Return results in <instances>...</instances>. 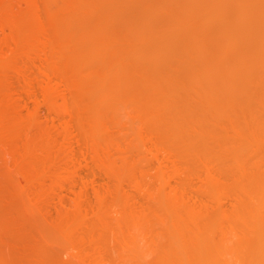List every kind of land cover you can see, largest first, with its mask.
Instances as JSON below:
<instances>
[{
  "label": "bare ground",
  "instance_id": "1",
  "mask_svg": "<svg viewBox=\"0 0 264 264\" xmlns=\"http://www.w3.org/2000/svg\"><path fill=\"white\" fill-rule=\"evenodd\" d=\"M1 1H3V0H0V2ZM48 1H51V0H47V3H48ZM53 1L54 0H52V3L58 4L56 1H54V2ZM84 1H86V0H65V6L62 9L57 8V10H59L60 13H62V15H63V12L65 13L68 10L72 11L73 14L71 13V16H74V24L77 22H79V24H80V21H79L80 16H81L80 13H83L85 8H86L85 9V11H86L87 9H89L88 7H91L90 5H88V3H86L87 1L86 2H84ZM103 1H104L103 4H106V5L105 6L103 5L104 6V7H102L103 10L101 9L102 11H105L104 8H106V6L108 7V5L114 6L113 2H110V0H107V1L103 0ZM111 1H113V0H111ZM121 1H126L125 4L129 3V5H131V7L133 5H135V3L136 4L139 3V4H137L138 6L141 4L139 7H137V5H135V6H136V10H137V8L141 7L139 10H141V12H143V11L145 12L144 13L145 15L143 14V16H145V17H143L142 14L139 13V14H141L142 19H144V21H145V23L142 21L144 23V25L145 24L147 25L150 22L151 23L154 22L153 20H156V17H158L155 15H157V13L160 14L159 12H161V11L163 13V11H165L164 9L168 10V8H169L168 5L170 4L169 3L168 5H166V6H168V8L166 6H164V4H163V6H161L162 3L168 1V0H164V1L162 0V2L159 1L160 4L157 3L160 5L159 7H156V4L154 5L152 3L154 5V7H153L151 4H149L151 6H149V5L147 6V3H145L146 5L144 3L142 4L141 1H139V0H120V2H118V3L116 1V6H119ZM145 1H147V0H145ZM170 1H168V2H170ZM176 1L177 0H175V2ZM184 1H186V2H184ZM184 1L182 3H180V6L179 5L175 6L174 10L170 9L171 12L175 11V13H173V14L171 13L172 16H171V14H170V16L169 15L166 16V14H165V16H166L165 19L162 18L161 16L159 18H162L163 20L158 18L162 22L164 20H166L167 17H169L170 19L165 21V22L168 21L166 25H164L165 24L164 22H163L164 26L161 24L163 27H166V28H164L165 30L163 28L161 29V30H164L162 32L165 33V37L164 36L163 37L166 41L161 40L162 43L161 42L160 43L161 44L165 43V44L161 45L159 48L156 46L153 47L156 50L155 49L151 50L149 48L150 49L149 52L152 53L153 55L150 54L148 51H147L148 54H147V52H143L144 51L143 48L146 49L145 47L142 46L144 43L143 41H145V43L147 41V39L146 38L144 39V37H143L144 34H142V32H144V30L142 32L138 31L139 33L142 34V37L137 34L138 36H140V37L137 36V38H136L135 44H137V45L132 43L133 39H135L133 37V35H136V34H133L134 33L133 30H135L133 27H135V26L133 25V27H132L133 23L131 24V22H130L132 20L129 21L130 18L131 19H132V17L134 18V16L130 15V12H129L130 18L127 17L128 19H126V17L123 16L124 19L129 21L127 23L125 22L127 24L126 25V24H124V19L122 18L121 13L116 14L117 11H115V13H114L113 11H111V8H110L109 10L113 13H111V12L103 13V14H106L104 17L105 18L107 17V20L103 17L104 18V19H102L103 22L100 21L99 24L97 23L98 25L95 24L97 21L96 22L94 21L95 22V23H93L95 25L93 28L94 31L91 30L90 32L87 31L85 33L80 32V35L78 36L80 38V40L81 41H84V40L91 41L92 45H91V47H88V49L86 51V55L84 56V58H74V60H71V66H72V63H73V66L75 63V66L71 67V69L72 68L74 69L75 76H73L74 77L73 80H72V78L69 81L67 80L68 81L67 86L69 87V89L71 91L73 90L72 92L75 93V94L73 93L74 98H72L73 96H71V98L76 100L75 101V103H77L76 105H79L76 107L77 110H79L78 107H80V104L82 102H84V104H86V102H87V105H88L87 106L88 108L86 107V110L84 109L86 111V113H88V115L78 116L79 118L82 117L83 118L82 120H85V118H87L88 120L86 119L87 121L85 120L86 122H84V121H80L81 118L80 119L77 118V120L79 119V122L81 125L80 128H82L81 131H82L83 137L86 140L88 146L91 147L90 151H92L91 152L92 154H90V153H88V149H87V154H85V155H87L86 158H89V156L93 155V157L91 156V158H89V160L93 158V163L98 164V166H100L112 178L111 180L121 183V179L123 180V178L128 177L133 173L132 170H134V172L136 173L137 171H135V169L136 168L138 169V167H135V168L132 167L131 163L133 161L130 160V158H129V160L132 162H130L129 160H128L129 161L128 162L127 159H125L123 157L125 159L126 163L122 164L123 165L122 167H124L122 169L121 166L120 167H118L119 165L117 166V164H116L117 162H115V160H113L114 158L112 159L114 162L111 159H108L111 156H113V155H109L111 153H108V155L110 156L108 158H107L108 155H106V157L101 155V154L104 155L105 152H103V151H104L105 147L107 146L103 142L106 143V140H108L107 137H109L108 135L111 134V133H109V130L107 127L108 125L106 124L107 123L106 121H108L107 119H110V117H111L114 121L117 122V125H119L120 128H123L124 130L130 129V131L132 129L129 126H132L133 122L135 124L136 123L135 121H137V120L139 121V123L141 121V124L146 123V124L154 125L155 127H158L159 129L162 128L164 132H166V131L168 132V133L164 134L163 136H165V135L168 136L171 143L174 145L173 147L176 149L177 148L180 149V146L182 148H189V149L193 148L194 151L197 148L198 149L202 148L200 150V152H199V150L197 152V153H199L200 158H202V159L205 158L207 160L210 159L212 162L214 161L216 164L218 163L217 169L220 172L221 176H224V174L227 172L226 169L230 170L228 172H231V174H232V172H234L235 173L234 175H231V174L229 175V173H227V174H225L226 176H224V177H228V175H229V178L231 176L233 178L232 188L228 192L230 194L229 197L232 194L235 201H237V204H236L235 208L233 209V211H230V213L225 212L226 214L224 213L225 210L223 211V209H222L223 212L219 211L218 208L215 206L217 208V211L214 210L215 211L214 212L212 210L213 211L211 214L212 216L210 215L211 216L210 217L208 215V217L207 216L205 217V216H203V215H205V212L203 213V211H202V214H203L202 215L200 211H197L195 209L197 207L194 208V206H191L192 204L185 201V197H184L185 195L184 196L182 195L183 191L181 193L180 192L181 189L179 191H177L178 189L174 190V188H171V189H173V192H172L169 188L170 193L168 192L167 194H163L164 191H163V193H161L162 191H158L159 193L155 192V194L153 193L154 194V195H152L153 199H155V201H157V202L159 201L160 203H162L160 205V206H163L161 209L164 208L165 211H168L174 215V216H170L171 214L169 215V213H166L170 216V218L173 217V219H174V220H171V225L170 224L168 225V223H170V222H168L170 219L165 222V220H166L165 217H164L165 220H162L163 217H162V219L159 217L163 222H165V224L167 226H165V229H164V230H166V233L164 235V232H163L164 236H163L162 240L158 243V246L157 245L154 246L155 243L154 244L150 243L151 240H149L147 238V235H148L147 233L150 232V235H151V228H149V226H150L149 222L147 223V221H145L146 219L148 220V217L146 219H144L145 213L142 217L140 215L141 213L138 214L139 212L136 213V211H133V210L132 211L135 213H133L134 215L131 214V216H129L130 214L128 216L127 215L124 216V212H123V214L121 215V217L123 216V218H119L116 221L117 222L116 227L118 228V231H119V232L117 231V233H116L114 226H111L114 224H111L112 222L109 223L108 220L106 221V218L109 216V214L106 212L105 214H107L108 216L104 214L105 216H107V217H104V215L101 214V211H103V209L102 210L100 209L101 211L99 210L98 213L101 214V218H100L101 220H100V223H98V225L101 224L102 225V226L100 225L101 227H105L102 229H104V231H105L104 233H106V232L108 233V234L106 233L107 236L113 235L111 239L116 241L119 249H121V250H117V252H116L117 255L119 254L120 257H122L119 259H121V260L124 259L123 262L127 261L126 263H129V264H264V168H263V166L260 167L261 166L260 162H258V161L256 162V160H259V161L261 160L258 158L256 159V156H257L256 152H259L258 150L261 151V149L263 151V148H261V147H264V0H208V1L206 0L205 2H203L201 0L202 7L204 5V7L207 8V6H205V4L208 3L209 8L210 7L212 8V6H213V9L215 8V10L212 12L210 11L211 9L209 10V8H207V10H206V8H204V10H203L204 13H202L203 11L202 12L199 11L201 6L200 7L197 6L198 9L195 7V5H197L195 0H194L195 2L192 0V3H191V1H190V3L189 2L187 3V0H184ZM92 2H94V1H92ZM114 2H115V0H114ZM150 2L151 1L148 0V3H150ZM61 3H62V1H61ZM84 3L87 4V7H85ZM108 3H112V4H108ZM154 3H155V1H154ZM174 3H171V4H174ZM194 3H196V4H194ZM9 4L7 3V5L10 7ZM31 4L33 6L32 1H31ZM97 4L98 3H96V5ZM100 4H102V3H100ZM100 4H98V5H100ZM121 4H123V3H121ZM178 4H179V2H178ZM49 5H50V3H48V6ZM142 5L145 6V10L143 9ZM54 6L50 5V7H49L51 9V16L54 15V13H56V12H53V11H56V8ZM57 6H59V4L56 5V7ZM92 6H95V5H92ZM125 6L120 5V7H123V8ZM79 7L81 8L80 10H79ZM95 7H97V6H95ZM202 7H201V9H202ZM231 7H234V11L236 8L237 13L235 14V12L233 11L235 16H231V15H233V13L230 14ZM35 8H36V6L34 8L32 7V11L29 12V14H26L24 16L23 15L22 16H16L17 14L14 16V15H10L11 14L10 9L6 5H4V1H3V5H0V15H2L1 13L5 14V16L2 15V17L4 19H2L1 21H3V23L9 24L11 26L10 27L11 30L13 29V32L15 31L14 33L12 32V34H10L11 36H8V37L6 36L8 39L12 40L11 42H15V43L17 42L18 44H27V45L32 44V46H33V43H32L33 41H34V44H35V41H36V43L37 42L41 43V41H39L40 38L37 39V35H38V37L40 36V33H39L40 30H38V29H40L43 26V23L42 24L39 23L41 26L38 24V21H37L38 17L35 18L36 17L35 12L37 11V10H34ZM116 8H118V7H116ZM129 8H130V6H129ZM132 8L135 9V7H132ZM107 9H106V11H107ZM124 9H123V12H125V13H128L127 11L130 10V9L129 10L126 9L127 10L126 11ZM175 9H177V11ZM81 10H83V11H81ZM99 10H100V8H99ZM136 10H134V11H136ZM102 11H98V12L102 13ZM200 12H201V14H199ZM109 13H111V15ZM125 13H123V14L125 15ZM165 13H166V11H165ZM65 14H67V12ZM68 14H70V13H68ZM107 14H108V16H107ZM131 14H133V12ZM139 14H137V15H139ZM167 14H168V12H167ZM37 15H39V14H37ZM95 15L97 16V14H95ZM99 15L100 14H98V19H99ZM116 15H118V17H119V15L121 16V19H123V24H124V27L122 26L123 28H121L123 30L116 31V32H118V34L117 33L114 34V31L112 32L113 27L111 28V32H110V28H109V30H107L110 22L114 21V23H117V22H115V19H116V21L119 20L117 17H115ZM129 15H127V16H129ZM198 15L201 16L200 17L201 22H198L200 26L202 25L201 27L196 24V21H198V19H197ZM78 16H79V19H78ZM84 16H86V15H84ZM114 17H115V19H114ZM54 18L55 17L50 18V19H54ZM68 18H69V20L65 19V21H64V23L66 25L68 24V27L66 26L67 28H65L63 26L65 28V30H62V32H60V36L62 39H66V38L70 37L69 33L71 32V28L74 25V24H72V26L69 25L72 20L70 19V15ZM139 18H140V16H139ZM195 18L197 19L196 21L194 20ZM215 19H217V21H219V19H221L222 23L224 21H226V22H224V23L228 24V25L225 24L226 27L229 26V24H231V23L233 24V26H235L234 27L235 30H234V28L232 30L228 29L232 33V34L229 33V36H230L229 41L226 42V39L228 40V36H227V38L225 37L226 38L225 40L222 38L226 42V45L223 46L222 48L221 47L218 48V46H217V48H214L213 47V43H214L213 38L210 35L205 36L202 32L205 30L208 23H210V21L215 20ZM40 20H41V18H40ZM81 20H83V19H81ZM86 20H88V19H86ZM95 20H96V17H95ZM193 20H194L195 24L193 23ZM50 21H53V20H50ZM53 23H54V21H53ZM118 23H120V22L118 21ZM138 23H141V22H138ZM157 23H159V22H156L155 25ZM217 23H220V22H217ZM217 23H215V24H217ZM55 24H56V22H55ZM193 24L197 28H194ZM213 24H214V21H213ZM58 25H56V26H58ZM141 25H143V24H141ZM158 25H160V24H158ZM211 25H212V23H211ZM59 26L61 28V25H59ZM76 26H78V25H76ZM76 26L74 27L75 29H76ZM84 26H85V24H84ZM117 26H119V25H117ZM136 26H139V24ZM223 26H224V24H223ZM43 27H45V26H43ZM46 27H47V25H46ZM143 27L145 28L146 26H143ZM147 27H148V25H147ZM219 27H220V25H219ZM74 28H73V30H74ZM52 29H53V27H52ZM85 29H88V27ZM138 29H140V28H138ZM155 29H156V27H155ZM207 29L210 31V29H212V28L209 27ZM216 29H214V30H216ZM226 29H224V27L222 29L220 28V30L216 31V34L221 35L223 37V34L226 35L229 32L228 31L227 33H225ZM37 30H38V32H37ZM67 30H68V32H67ZM76 30L78 32V29H76ZM82 30H83V28H82ZM233 30H234V32H232ZM53 31H54V29H53ZM146 31H145V33H146ZM209 31L207 34H209ZM56 32L58 33V30ZM210 33H212V32H210ZM213 33H215V32H213ZM43 35L46 36V34H43ZM178 35H180V36L182 35L180 37V39H179ZM211 35H213V34H211ZM157 36H155V37H157ZM132 37H133V39H132ZM145 37H147V36H145ZM150 37H151V35H150ZM177 37H178L179 42L184 41V44H185V42L187 43L186 46H188V48H186V46H184L185 49H188L187 52H185V50H183L184 44H182L179 47L180 49L175 48L176 46L174 45V42L176 43ZM129 38L132 40L131 43L136 46L134 48L132 47L134 49V50L132 49L134 52L132 53V51H130L131 52L130 54L128 51L129 50L128 48L130 47L129 46L130 41H127V40L123 41V42L127 41V43L129 42L128 48L123 49V50L127 51L126 53L122 50V48H120L122 50L121 51L118 47L120 43H121V45L123 44L122 42H120V39H121V41L123 39L130 40ZM8 39L6 41H8ZM46 40H48V38ZM58 40H59V37H58ZM149 40H152V39H149ZM49 41H47V42H49ZM51 41H50V43H51ZM179 42H178V44H179ZM18 44H17V46L19 48ZM70 44H72V43H70ZM87 44H89V43H87ZM87 44H86V46H87ZM132 44H131V46H132ZM178 44H177V47H178ZM152 45H153V43H152ZM219 45H221V44L219 43ZM69 46H63V49H65L66 54H67V51L70 52L71 50H73L72 46H70L72 49ZM73 46H74V44H73ZM77 46H79V45H77ZM83 46H82V48H83ZM157 46H158V44H157ZM172 46H174V47L172 49H170ZM237 46H241V47L239 48V50L237 52H235V54L227 55V52H229V51H232V53H234L233 51L237 50V48H238ZM36 47H37V45H36ZM233 47H235V50L231 49ZM66 48L71 49V50H67ZM175 49H176V51L178 49H179L178 51L183 50L182 53H184V52L187 53L188 56H190V58H192L191 60H193V63L189 62L192 65L190 66L188 64L190 67L187 66L188 67L187 69L189 71L186 70V67H185L184 71H186V74L188 72V74L186 75V78L184 77L185 79L182 80L183 78L180 79L181 76H179L180 78L177 77L179 75L178 69L180 68V71H181V67H184V66L179 65V68H178L177 66H178L179 62H177V66L176 65L172 66V67H174L173 68L174 70L177 68L178 69L175 71L174 76L172 74L171 76H173V77H168L167 80H164L165 79L164 77H162V79L164 78L163 80L161 78H159L162 81L161 80L159 81L158 79L155 80L154 78L157 76L156 74H154L155 75L154 77H153V75H151V78L153 77L152 79H154V80H152L150 78L151 73L149 75H147L148 73H145L142 70L143 75L140 72V74H141L140 76L143 77L144 74H146V75L142 79L140 77V79L142 81L140 79H138V80H140L139 82H142L141 85L144 83V81H145V83H148V85L146 84L147 87H145L146 86V85L144 86L145 83L143 84V86H144L143 89L146 88L145 91L139 90L140 85L138 86V89L136 90V86L138 83H137L136 78H135L136 81L133 80L135 82L132 81L131 77H134V76H132L133 72L131 70H130L131 72H129V69L131 68V66H129V65H131V64H129V65H127V63L125 64V61H126V58H124L125 55L128 53L127 54L128 56L127 55L126 56L127 57H129V55L131 56V57H129V60H128L129 62L131 61V63L135 62L134 60L138 61L139 59H144V57H145V59L143 60V62H144L147 60L146 57L147 58L150 57L152 59L153 57H156V56L159 57L160 55H163L166 58V55H165L166 52H170L171 50L174 51ZM227 49H231V50L227 51ZM76 51H78V49ZM172 51H171V54L176 55V54H173ZM225 51H227V52H225ZM60 53H61V51H60ZM62 53H61V55H62ZM229 53H231V52H229ZM146 54L149 56H146ZM171 54H169V55H171ZM70 55L72 56V53H70ZM74 55H75V53H74ZM167 55H168V53H167ZM163 56L161 58L162 60H163ZM181 57L179 56V60L182 59ZM131 58H133L134 60L133 59H132L133 61L130 60ZM183 58H184V56H183ZM186 58L190 59L189 57H186ZM4 59H5V61L7 60V58H4ZM4 59H2L0 57V70H1V68L5 67ZM170 59H171V57H170ZM173 59H171V60L173 61ZM156 60H154V62ZM167 60L169 61V59H167ZM171 60L169 61V63L171 62ZM187 60H185V61H187ZM80 61L83 63L81 64ZM168 61L165 60L164 62L166 64H168L167 63ZM182 61H184V60H182ZM138 62L140 63V61H138ZM157 62L160 63L159 60ZM164 62L162 63V61H161L162 64H165ZM79 63L81 64L80 67L78 65ZM173 63H175V61ZM185 63H187V62H185ZM133 64H136V63H133ZM76 65H78V66H76ZM84 65H85V67H84ZM98 65H99V67H98ZM150 65L154 66V64H150ZM157 65H159V64H156V66H154L155 68L153 67L152 69H156ZM161 65H160V67H161ZM6 66H7V64H6ZM93 66H95V67H93ZM128 66L130 68H126ZM158 68H159V66H158ZM170 68H171V66H170ZM126 69H128V72ZM132 69L135 71L134 67ZM160 69L161 68H159V70ZM163 69H165V66ZM170 71L172 72V70H170ZM156 72H158V71H156ZM176 72H178V73L176 74ZM172 73H174V72H172ZM180 75H181V73H180ZM174 78H175V80L180 79L181 82L176 80L179 84L176 83V81H173ZM48 79L51 81L50 78H48ZM143 79H144V81H143ZM169 79H171L173 81L172 83H170V85L171 84L173 85L174 83H176L178 85V87L175 84V85H173V87L171 86L172 88H174L173 90H172V88L171 89L169 88V90H168V88H166L167 89V91H166V89L164 88L165 91H163V86L167 85V83L170 82ZM245 79H247L248 82H246L247 80L245 81ZM250 79H251V81H249ZM134 83H136V85ZM48 85L50 86L51 84L48 83L47 87H45V90H44L45 91V93H44L45 94V96H44L45 101L44 102L46 103V106L48 107V111H49L48 113H54L53 115L56 114L55 116L57 118L60 116L59 114H61L62 111L64 113L67 112L69 109L68 106L70 107V105L67 104L68 102L64 101L65 99H67L66 97H64L65 96L64 94H62V95H64L63 99L61 98L62 96L59 97V95H61V93H59L58 98H61L62 101L65 102V104L64 103H62V105L58 104L59 101L57 102L58 98L56 97V92L58 93V91H56L57 89L55 87H52L53 84L50 87ZM166 87H170V86L167 85ZM161 91H162V93H161ZM156 93H158V94H156ZM159 93H160V95H159ZM156 95H159V96L156 97ZM174 95H176L175 98L177 96L181 95L179 97H182V99L180 98L181 100H179V102H178L176 100L178 98H176L175 99L176 103H174V100H173ZM1 97H2V95H1ZM3 98L4 97H2V99ZM2 102H4V100L2 101L0 99L1 105L3 104ZM69 104H70V102H69ZM194 106L196 108L195 110H193ZM4 107H6V105H4ZM12 108L10 109V107H8V109H10V110H12ZM39 109H41V108L39 107ZM1 110H2V108L0 109V129L2 127H4V130H5L6 128L11 127V125H12L13 128H14V126H15V128H17L16 130L21 128L20 130L22 131V127H20L21 125L18 126V123H17L19 118L17 117L18 120L15 118V116H17L18 114L15 115L14 118H12L13 116H10V115H12L11 112L9 114L6 109H5V111H1ZM72 110H73V108H72ZM31 112H32V110H31ZM43 113H44V111H43ZM30 114L31 115H30L29 119H31V121L29 123H31V124L33 123V125L42 118L41 117V110H33V112ZM224 119L229 120V121L230 120L233 121L232 122L233 124H231L232 126L228 125L225 127V129L226 128H230V129L232 128L235 131L234 134H236V133L238 134V136H236V138L237 137L238 138L237 139L235 138L236 140L234 139V141H233L229 138H228L229 140H226L227 135L224 136L225 138L218 137L219 136L218 132L220 130L218 129L219 131L217 130V132L213 130V128H216L217 126H215L213 124H210V125H213L214 127L209 126V123H211L212 120H213L212 123H214V122H218L220 120L223 121ZM239 119H240V121H241V119L242 120L245 119V121L249 120L250 122L252 121L253 124H249V121H246L247 123L242 125L243 123H242V121L240 123ZM234 120L235 121L238 120L237 121L238 123L237 122L234 123ZM62 121H63V119H62ZM229 121H228V123H231ZM18 122H21V121H18ZM44 122H45V120H44ZM203 122H209V123L208 124L204 123L205 125H202ZM40 123H41V121H39V127H41V128L38 127L39 132L34 133L35 134L34 136H31L32 133H31V135H28L25 131H24L25 133L22 132L24 135H28V137L29 136L32 137V139L27 138V139H29V141L28 140L26 141V143L28 145L27 147L29 148V150H27V152L25 154L23 153V155L24 156L27 155L29 157H27V158L25 157L26 158L25 164L23 163L24 161H22V165H21V162H20V164H18L19 166H17V169L19 167H22V169L20 168V169L16 170V173H17V175H19L18 174L19 171H23V172H26L25 176L27 178L31 177V178H29L30 180L34 179L35 176L33 175L32 170L34 169L33 171L36 172V170L37 171L39 170L38 168L36 169V167H35L36 165L38 167L39 166L43 167L44 165H43V163H41V161L43 160L41 157H40L41 160L36 161L38 158L36 157L37 155L35 156L36 153H33V152L36 151L40 155L41 151L43 150L42 152H43V154H44V152L46 153L45 155H47V159L49 158V162L53 161L52 159L55 158V161L57 162V167L55 165L56 168L54 167L55 169L52 171L49 168V170H50L49 171L50 173H49L46 170V167L49 165H47L46 160L45 161L43 160L47 166L43 167L45 170L42 168L43 171H40L42 173L41 176L44 174L45 176L48 177V174H49L50 178L48 177V179L51 180L50 182L60 183L63 181V180H61L62 177H60L63 173L60 175L61 172L59 173V170H61V169L64 170V168H63V166H62V168L58 167L59 165L61 166V164H62L61 162H59V165H58V161L60 158H58L57 159L58 161H57L55 155H53L54 154L53 150H55L56 146H58L59 143H58V145H56L57 140L55 141V139L52 138L53 136H51V133L48 131L51 127L48 128V126L46 125V122L44 124L47 127L44 124L42 125V123L41 124ZM77 123H78V121H77ZM22 124H24V123L22 122ZM7 125H10V126H7ZM50 125H52V124H50ZM225 125H227V123ZM136 126L138 127V125H136ZM220 126H222V125H220ZM210 127H212V129ZM23 128H25V127H23ZM230 129H226V130L231 131ZM4 130H3V128L1 129V131H4ZM11 130L12 129H10V131ZM20 130L17 132L20 133ZM135 130H136L135 131V136H136L137 135L136 133L139 130V128H138V130H137V128ZM125 131H123V133ZM157 131H159V130L157 129ZM160 131H161V129H160ZM163 131H161L160 133L163 134L164 133ZM13 132H15V131H13ZM28 132H29V130H28ZM40 132H41V134H40L41 136L39 135L38 136L39 138L36 139L35 137ZM226 132H228V131H226ZM22 133L15 135V136H17L19 138L20 136L23 135ZM127 133H129V131H127ZM127 133H126V135H127ZM133 133H134V131L132 132V134ZM221 133H223V132H221ZM129 134L131 136V133H129ZM7 135H5V136H7ZM8 137H10V136L8 135ZM8 137H6V138H8ZM17 137H16V139H17ZM26 137L27 136H25V138ZM133 137H134V135H133ZM2 138H3V136L0 135V139H2ZM6 138L4 137L1 141H3ZM13 138H15V137H13ZM136 138H137V136H136ZM21 139L23 140L24 138H21ZM21 139L19 138L20 141H22ZM30 140H33V141H31L32 142L31 145L29 143ZM4 141H6V140H4ZM7 141H8V139H7ZM12 141H13V139H11V142ZM11 142H8V143H11ZM13 142H15V140ZM16 142H17V140H16ZM23 142H25V141L23 140ZM5 143H6V144H4L5 147H3L4 149L1 152L4 155L1 153H0V155H3L6 158L8 157L10 159L14 158V156L12 157V154L14 155V153L15 154L17 153L16 148L14 147L15 143L13 145L8 144L7 142H5ZM107 143H109V142L107 141ZM138 144L140 146L139 147L140 149L139 148L138 149L140 150V153H141V149L143 146L140 145V143H138ZM138 144H137V146H138ZM15 145H17V144H15ZM24 145L26 146V144H23V148H22L23 152L26 151V149H27V148H25ZM33 145H35L34 148H36L37 150L34 151V148L32 147ZM103 145L104 146L106 145V146L104 147ZM66 146L67 145L64 144V146L62 148H60V150L62 149V152H63V150L67 148ZM137 146L135 147V149L133 146H131V147H133L132 149H134V151H135ZM37 147L40 149H38ZM102 147H103V150H102ZM31 148H33V150ZM22 149H21V151H22ZM138 149H137V151H138ZM193 149H192V152H193ZM0 150H2V149H0ZM17 150H19V149H17ZM38 150L40 152H38ZM29 151H31V152H29ZM101 151H102V153H101ZM130 151H132V150H130ZM62 152H60V153H62ZM65 152H67V151H65ZM178 152H179V150H178ZM29 153L33 154L34 156H32ZM60 153L58 154L59 156L61 155ZM68 153H69V149H68ZM135 153H137V152H135ZM140 153L138 155H140ZM19 154L22 155L20 152L16 155H19ZM43 154L40 156H43ZM30 155L32 157H30ZM73 155H75V154L73 153ZM145 155H146V153H145ZM134 156H136V155L134 154ZM5 157H3L4 162H5ZM33 157L35 158V160L32 161ZM261 157L262 156H260V158ZM45 158L46 157H44V159ZM61 158H62V156H61ZM126 158H128V157H126ZM135 158L138 159L137 157H135ZM16 159H15V161L19 163V161H17ZM19 159H21V158H19ZM22 159L24 160V158H22ZM124 159H122V162H124ZM158 159H160V158L157 157V160ZM160 160L158 162L161 163ZM224 160L226 162H223ZM6 161H9V160H6ZM154 161H156V160H154ZM11 162H14V161H11ZM38 162H40L42 165L40 163H39L40 165H38ZM70 162H72V161H70ZM89 162L90 161L86 162L85 164H87ZM136 162H133L132 165H134ZM77 163H75V164H77ZM53 164H55V162H53ZM155 164H154V166H156ZM256 164H259V166L258 165L256 166ZM11 165H12V163H11ZM71 165H74V164H71ZM1 166H2V168H0V172L3 171L1 169L10 167V162H9V166L7 164H5V166H7V167H5L3 165H1ZM23 166H25L27 169L31 168V170L27 171ZM67 166L70 167L69 165L66 164V167ZM143 166H142V168H143ZM161 166L163 167V164H161L159 167L161 168ZM11 167H13V165ZM52 167H53V165H52ZM84 167L87 168V165H84ZM131 167L133 168L132 170H131ZM91 168H93V167H91ZM160 168H158V170H160ZM80 169H82V168H80ZM165 169H167V168H165ZM5 170L6 169H4L5 173L9 171V169H8V171H5ZM66 170H65V172H66ZM163 170L164 169H162V171ZM212 170H214V169H212ZM12 171H14V170L12 169ZM30 171L32 172V175L34 176V178H33V176H30L31 175V173H29ZM44 171H47L46 173H48V174L46 175V173H44ZM67 171H69V170H67ZM89 171H91V170H89ZM89 171L87 170V172H89ZM223 171H224V173H223ZM4 172H2L3 173L2 175L5 174ZM40 172H39V174H40ZM215 172H217V171H215ZM219 172H217V173H219ZM36 173H38V172H36ZM8 174H12V173L10 172ZM20 174L22 175L23 173H20ZM28 174H29V176H28ZM87 174L90 175V173H87ZM164 174L165 173L162 174V172L159 171L157 173V177L155 176L156 178H158L157 180H158V182H160V185L162 187L165 185V183L168 185V183H167L168 182V180H167L168 176L166 177L167 172H166V175H164ZM92 175H94V174H92ZM124 175H126V176L123 177ZM136 175L133 174L132 176H130V180H132L133 177H135ZM5 176L8 179L9 178L11 179L10 175L8 177L5 174ZM38 176H40V175H38ZM38 176H36V177H38ZM45 176H43L40 180H43V178H45ZM205 176H206V178H205ZM205 176L203 179L204 183L207 182V184H209V185L211 184L210 186H212L211 190H209V195L212 196V199H214L216 201L218 199H221L220 198L221 194H219V192L222 193L223 189H221L218 185L221 186L222 183L224 184L226 182L221 181L222 183L220 184V180H219L220 177L217 178L219 181L218 182L215 179V177H213V174H212V176H211V174H209V171H208V174L206 173ZM0 177L2 178L1 175H0ZM217 177H218V174H217ZM7 178H6V180H8ZM19 178H20V176H19ZM64 178H62V179H64ZM16 179H17V176H16ZM48 179H45V180L48 181ZM79 179H80V182L82 183V187L84 186L83 188H85V187L87 188V186H89L91 183H93V182H89V181H92V179L90 180V176H89V178L82 176ZM134 179H133V182L135 184L138 181L136 180L137 178L135 179V181H134ZM6 180H4V181H6ZM22 180H24V179H22ZM36 180H37V182H36ZM72 180H73V178H72ZM166 180H167V182H166ZM170 180H172V178ZM224 180H226V178H224ZM11 181H12V179H11ZM34 181L36 183H39V185H40V183H42L44 180L39 181V179L36 178ZM127 182H129V180H127ZM161 182H162V184H161ZM215 182H218V184H216ZM45 183H44V185H45ZM73 183H75V182H72V184ZM94 183H95V181H94ZM12 184H9V185H11V187H12L13 186ZM138 184H140V183H138ZM223 184L221 186L222 188H224V185H226V184H224V185ZM173 185H172V187H173ZM5 186H6V184L4 185V187ZM169 186H171V185H169ZM230 186H231V184H230ZM7 187L9 188V186H7ZM14 187H12L13 190H14ZM17 187H18V191H19V188H21L22 186L19 187L18 184L16 183V190H17ZM137 187H138V185H137ZM23 188L27 189L26 187H23ZM176 188H178V187H176ZM204 188H206V187H204ZM30 189H31V187H30ZM21 190L24 191L21 188L18 194L24 193V192L22 193ZM94 190H96V189H94ZM219 190H221V191H219ZM226 190H228V189L224 188L223 191H226ZM86 191H88V190L86 189ZM117 191L115 190V192H117V194H118L121 191V189H120V191L119 190H117ZM29 192H30V190H29ZM100 192H102V191H100ZM100 192L99 191L95 192L96 199H99V198L102 199V197L104 198V194L103 193L101 194ZM115 192H114V194H116ZM185 192H186V190H185ZM81 193H83V192H81ZM85 193L86 192H84V195L78 194L77 195L78 199L75 201H78V200L81 201V198L82 199L86 198ZM107 193L108 192H106V195H107ZM111 193H113V192H110V195H111ZM21 194H20V196H21ZM87 194L89 195L90 193L87 192ZM87 194H86V196H87ZM0 195H1V193H0ZM3 195H5V194H3ZM34 195H35V193H34ZM13 196H11V198ZM25 196H26V194H25ZM27 196H26V198H27ZM35 196H37V195H35ZM41 196L46 197L44 194L43 195L41 194ZM58 196H56V197L58 198ZM60 196L63 197L64 194H62ZM114 196H118L117 198H120L122 196V194H121V196H119V194L114 195ZM42 197L39 198L38 200L40 201V199H43ZM50 198H51V196H50ZM31 199H32V196H30V198H28V200L24 199L25 202L23 200H22L23 202L20 200L23 203V206H22L23 209H20L21 208V202L19 201L20 205L17 202V204L20 207V208L18 207V209L23 211L24 214H26L28 211H30V210H28L29 209L28 207L31 205V203L32 204L35 203V202H31ZM62 199L64 200V198H62ZM11 200H13V199H11ZM14 200H13V202H14ZM33 200H36V199L33 198ZM115 200H117V199H115ZM0 202H1V200H0ZM159 202H158V204H159ZM192 202H193V200H192ZM218 202L219 201H217L216 203H218ZM11 203H12V201H11ZM122 203H124V201ZM17 204H15V205L17 206ZM9 205H10V203H9ZM37 205H38V203H37ZM220 205H222V204L220 203ZM199 206H202V204ZM31 207L34 208V206H32V205H31ZM155 207H157V206H155ZM15 208H17V207H15ZM1 209L2 208H0V210ZM12 209H14V208H12ZM18 209H16V213H17ZM5 210H6V208H5ZM5 210H2V213ZM11 210H9V211L11 212ZM208 210H210V209H208ZM14 211H15V209L13 210V212ZM124 211H125V209H124ZM126 211H127V209H126ZM139 211H141V209ZM20 212H18V213L20 214ZM77 213H80V212H77ZM126 213H128V211ZM129 213H132V212L129 211ZM208 213H211V212L208 211ZM208 213H206V214H208ZM11 214H9V215H11ZM24 214H21L20 217H23L22 215H24ZM34 214L35 213H33V215ZM68 214H69V211H68ZM6 215L7 214H5V216ZM168 215L166 217H169ZM0 216H1V214H0ZM62 216H63V214H62ZM67 216H69V215H67ZM97 216H98V214H97ZM1 217L3 218V215ZM1 217H0V219H1L0 222L3 221ZM9 217H11V216H9ZM150 217H152V216H150ZM25 218H26V216H25ZM79 218H80V215H79ZM31 219H32V216H31ZM22 220H23V218H22ZM27 220L28 219H24L23 221H27ZM77 220H79V219H77ZM149 220H151V219H149ZM223 222L228 226V228L226 226V228L228 229L227 231H221L220 230V228L223 229V227L225 226ZM3 224H5V222ZM8 224L9 223H7V225ZM54 224H55L54 228H56V223L54 222ZM59 224L61 225L62 223L58 222V225ZM73 224H74V222H73ZM219 224H221V225H219ZM52 225H53V223H52ZM71 225L72 224L67 225V226L64 225L66 227V229L62 228V226L61 227L58 226V227L60 229L61 228L64 229L65 231L69 230V232L64 231V234L68 232L70 235V233L73 232L72 231L73 228ZM2 226L0 227L1 230H3ZM10 226L12 227L11 224H10ZM68 226L70 227V229ZM159 226H160V224H159ZM162 227H164V225ZM52 228H53V226H52ZM4 229H5V227H4ZM57 229L58 228H56V230L52 229L54 232V233L52 232L54 234V236L55 235L61 236V233H62V235H64L62 229H61L62 232L59 231L60 234H59ZM7 230H8V228H7ZM153 230H154V228H153ZM217 231H219V234H221V233L222 234L220 236H218L219 234L216 235ZM49 232L51 233V230H49ZM158 233L160 234V231ZM66 235H68V234H65L64 237L58 236V238H60V240H61V238L62 239L66 238L67 237ZM72 235L74 236V233H72L70 235L71 238L68 236L71 240L74 239V238H72ZM155 237H157V236H155ZM1 240H3V239H1ZM71 240L67 239V241H71ZM107 240L108 239H105V238L102 240L103 244L105 246L106 245L109 246V241H107ZM62 241H64V239ZM43 249H45V248H43ZM46 250H47V248H46ZM46 250H42L41 252L43 253V251H44V253H46ZM6 254H7V252H6ZM80 254H82V253H80ZM7 256H9V255H7ZM7 256L5 258H3V256H2V258H3L2 259L1 255H0L1 264H4V260L7 258ZM45 256H48V255H45ZM79 256H81V255L76 254V257L74 255L73 263H75L76 261H78L79 263L84 262L83 260L80 261V259L81 258L83 259V257L78 259ZM82 256H83V254H82ZM1 259L3 261H1ZM8 259H10V258H8ZM46 261H47V259H46ZM48 261H50V260H48ZM19 263H21V262L19 261ZM23 264H24V262H23ZM44 264H45V262H44ZM49 264H50V262H49Z\"/></svg>",
  "mask_w": 264,
  "mask_h": 264
},
{
  "label": "rangeland",
  "instance_id": "2",
  "mask_svg": "<svg viewBox=\"0 0 264 264\" xmlns=\"http://www.w3.org/2000/svg\"><path fill=\"white\" fill-rule=\"evenodd\" d=\"M4 1V5H6L9 9H10V15H16V16H24V15H26V14H29V12H31L32 11V7L34 8L35 6H36V8L34 9V10H37L36 12H35V18H37L38 17V24L40 23V24H42L43 23V26H45V27H41L40 29H38V30H40L39 31V33H40V36L38 37V35H37V39L38 38H40V40L39 41H41V43L39 44L38 42L36 43V41H35V44L37 45V47H36V45L34 44V41L32 42L33 43V46H32V44H29V45H27V44H18L17 42L15 43V42H11L12 40H10V39H8L7 37L8 36H11L10 34H12V32H13V29L11 30V26L9 25V24H7V23H3V21H1L2 19H4L3 17H2V15L3 16H5V14H3V13H1L2 15H0V57L2 58V59H4V58H7V60L5 61V59H4V63H5V67L4 68H1V70H0V97H1V95H2V97H4L3 99H2V97L0 98L2 101L4 100V102H2L3 104L1 105V103H0V109L2 108V110L1 111H5V109L7 110V112L10 114V112H11V114L12 115H10V116H13L12 118H14V116L15 115H17V116H15V118L17 119V117L19 118V120L18 121H21V122H18L17 120V123H18V126H20V127H22V131L20 130V129H18V130H16L17 128H15V126H14V128L12 127V125H11V127H9V128H6L5 130H4V127H2L3 128V130L4 131H1V129H0V135L1 136H3V138L5 137H8V135L10 136V137H8V138H6V139H4V140H6V141H1L2 139H0V149H2V150H0V153L3 151V147H5V145L4 144H6L5 142H11V139H13V141L15 140V142H11V143H8V144H17V145H15L14 144V147L16 148V151H17V153L16 154H18L19 152L22 154V155H16L15 153H14V155L12 154V157L14 156V158L17 160V161H19V163L18 162H16L15 161V159L14 158H12V159H10V158H6L5 156H3L4 154L3 153H1V154H3V155H0V168H2V166L1 165H3V166H5V164H7L8 166H9V162H10V167H7V166H5V167H7L8 169H9V171H8V169L7 168H4V169H6L5 171H8V172H4V169H1V170H3L2 172H4L8 177H9V175H10V177H11V179H12V181H11V179L9 178H7L6 176H5V174L4 175H2L3 173L2 172H0V175L2 176V178L0 177V193H1V195H0V200H1V202H0V205L2 206H0V208H2L1 210H0V214H1V216L3 215V218H2V220L3 221H1L0 223V225L2 226V229L3 230H1L0 229V255H1V258H2V256H3V258H5L7 255H9V256H7V260L5 261L4 260V264H8L9 262V264H23V262H24V264H44V262H45V264H49V262H50V264H129V263H126V262H123V260L124 259H119V258H122V257H120V255L118 254L117 255V250H121V249H119V247H118V245H117V243H116V241H114V240H112L111 238H112V236L110 235H108L107 236V234L106 233H104L105 231H104V229H102V228H105V227H101L102 225L101 224H99L98 225V223H100V218H101V214H105L106 212L109 214V216L107 215V214H105V215H107V216H105L104 215V217H107L106 218V221L108 220V222L110 223V222H112L111 224H114V225H111V226H114V228H115V230H116V233H117V231H118V228L116 227V221L119 219V218H123V216L121 217V215L123 214V212H124V216L125 215H129V216H131V214H133V213H135V212H133V211H136V213H138V214H140L142 217H143V215H144V213H145V215H144V219H146L147 217H148V220L146 219L145 221H147V223L149 222V228H151V235H150V232L149 233H147L148 235H147V238L149 239V240H151L150 241V243H155L154 244V246H158V243L162 240V238H163V236L165 235V233H166V230H164L165 229V226H167L166 224H165V222L166 221H168L169 219V221L168 222H170V223H168V225L170 224L171 225V220H174L173 219V217H171L170 218V216H174L172 213H170V212H168V211H165L164 210V208L163 209H161L163 206H160L162 203H160L159 201V204H158V202L157 201H155V199H153V197H152V195H154L155 194V192H157V193H159L158 191H162L161 193H163V191H164V193L163 194H167L170 190L173 192V189H171V188H174V190H177V191H179L180 189V192L182 193V191H183V196L185 197V201L186 202H188V203H190V204H192L191 206H194V208L195 207H197V208H195L197 211H200L201 212V214H202V211H203V213L205 212V215H203V216H207L208 217V215L210 216L211 214H212V212L215 210V211H217V208H218V210L219 211H222V209H223V211H224V213L225 212H228V213H230V211H233V209L235 208V206H236V204H237V201H235V199L233 198V196H232V194H231V196L229 197V190H231V188H232V185H233V178H232V176L229 178V175L231 174V172H228V171H230V170H228V169H226L227 170V172L225 173V174H227V173H229V175H228V177H224V176H226L225 174H224V176H221L220 175V172L218 171V169H217V167H218V163L216 164L214 161V163L209 159V160H207V159H202V158H200V156H199V153H197L198 152V150H199V152H200V150L202 149H196L195 151H194V149H193V152H192V149H189V148H182L181 146H180V149L179 148H174L173 146V144L171 143V141H170V139H169V137L168 136H163L164 134H166V133H168L166 130V132H164L163 131V129L162 128H160L161 129V131H163L164 133L162 134V133H160L161 131H160V129L158 128V127H155L154 125H150V124H146V123H142L141 124V121H140V123H139V121L137 120V121H135L136 123L134 124V122H133V124H132V126H129V127H131V129L134 131V133L132 134V130L130 131V129L128 130V129H123V128H120V126L119 125H117V122L116 121H114L111 117H110V119H107L108 121H106L107 123V127H108V130H109V133H111V134H109L108 132V136L109 137H107L108 138V140H106V143L105 142H103L104 144H106L104 147H105V149H104V151L103 152H105L104 153V155L103 154H101L102 156H104V157H106V155H108V153H111V154H109V155H113V156H107V158L108 157H110V158H108V159H113V160H115V162H117L116 164H117V166L118 167H122L123 165L122 164H124V163H126V161H125V159H127V161L129 160V158H130V160H132L133 162H136L137 160V162L134 164V165H132V161H130V162H132L131 163V166L132 167H138V169L136 170L135 169V171H137L136 173L134 172V170H132L133 168L131 167V170H132V174L130 175L129 173V175L130 176H132L133 174L134 175H136L135 177L137 178H135V177H133V179L135 178L138 182L137 183H135L134 184V182H133V179L132 180H130V176H128V177H125L126 175H124L123 177H125V178H123V180L121 179V183L120 182H115V181H113V180H111L112 178L100 167V166H98V164H95V163H93V158L92 159H90L89 160V158H91V156L93 157V155H91V156H89V158H86L87 157V155H85V154H87V149H88V153H90V154H92L91 152L92 151H90V149H91V147L90 146H88V144H87V142H86V140L84 139V137H83V134H82V131H81V129L82 128H80V122H79V119H80V121H84V122H86L88 119L87 118H85V120H82L83 118L82 117H78V116H83V115H88V113H86V107L88 106L87 105V102H86V104H84V102H82L81 104H80V107H78L79 108V110H77V106H79V105H76L77 103H75V99H72V98H74V92H72L70 89H69V87L67 86V84H68V81L69 80H71V78H72V80H73V76H75V74H74V69L72 68L71 69V67H74L75 66V63H74V66H73V63H72V66H71V60H74V58H84V56L86 55V51H87V49H88V47H91V45H92V42L91 41H88V40H84V41H81L80 40V38L78 37L79 35H80V32H82V33H85V32H87V31H91V30H93V28H94V24L93 23H95L96 21V23L95 24H99L100 23V21H102V19H104L105 17V15L106 14H103V13H108V12H111V11H113L114 13H115V11H117L116 12V14H120L121 13V16H122V18L124 19V17H126V19H128V18H130V15L131 16H134V18L132 17V19L130 18L129 19V21L130 20H132V21H130L131 22V24H132V27H133V25L135 26V27H133L135 30H133V34H136V35H133V37L135 38V39H133V37H132V39H133V42L132 43H136V38H137V36L138 35H140L141 37H142V34H144L143 35V37H144V39L146 38L147 39V41H146V43H145V41H143L144 43H143V47H145L146 49H144L143 47V52H149L150 51V49L151 50H154L155 48H153V47H160L161 45H164V44H161L162 42H161V40H164V41H166L165 39H164V37H165V33L164 32H162V31H164L165 29L164 28H166V27H163L164 25H166L167 24V22H165L166 20H168V19H170L169 17H167V19L166 20H164L163 22L165 23H163L162 21H160L159 19H161V20H163L162 18H166V16H170V14L172 13H175V11L174 12H171V10L173 9L174 10V8H175V6H177V5H179L180 6V3H182L184 0H177L176 2H175V0H168V1H170V2H168V1H166V2H164V3H162V5L161 6H163V4H164V6H166V5H168L169 3V8H168V6H166L167 8H168V10L167 9H164L165 11H166V13H165V11H163V13H162V11L161 12H159L160 14H158L157 13V15H155V16H158V17H156V20H153L154 22H150L149 24L152 26H150L149 24H147L148 25V27H147V25L145 24L144 25V23H145V21H144V19H142V17H141V14H142V16H143V14L145 13L144 11L143 12H141V10H139L140 8H137V10H136V6L135 5H137V4H139V3H135V5H133L132 7H135V9L134 8H132L131 7V5H129V3L128 4H125L126 3V1H121V3H123V4H121L120 3V5L121 6H125L124 8L123 7H120V5L119 6H116V1H117V3L118 2H120V0L118 1V0H115V2H114V0L113 1H111L110 0V2H113V4H114V6H109L108 5V7L106 6V8H104V10L105 11H102L103 9H102V7H104L106 4H103V0H86V1H84V2H86V3H88V5H90L91 7H88L89 9H87L86 11H85V9H84V11L83 10H81V11H83V13H80V24L83 26H81L80 24H79V22H77V23H75L74 24V16H71V13L73 14V12L72 11H70V10H68V11H66L67 12V14H65L64 12H63V15H62V13H60V11L59 10H57V8L58 9H62L64 6H65V0H61L62 1V3H61V1L60 0H54V1H56L58 4H59V6H57L56 7V5H58V4H54V3H52V0L51 1H48V3H50V5H52V6H54L55 8H56V11H53V12H56V13H54V15H52L51 16V9L49 8L50 7V5L48 6V3H47V0H3ZM3 1H1L0 2V5H3ZM31 1L33 2V6H32V4H31ZM53 1V2H54ZM92 1H94V2H92ZM102 1V2H101ZM105 1H107V0H105ZM139 1H141V3L143 4H145V3H147V6L149 5V4H151L153 7H154V5L156 4V7H159L160 5V3H159V1H161L162 2V0H150L151 2L150 3H148V0L147 1H145V0H139ZM138 1V2H139ZM143 1V2H142ZM154 1H155V3H154ZM164 1V0H163ZM175 3H174V2ZM181 1V2H180ZM190 1H191V3H192V0H187V3L189 2L190 3ZM194 1V0H193ZM196 1V3H197V5H195V7L197 8V6L198 7H202V2H201V0H195ZM194 1V2H195ZM203 2H205L206 0H202ZM208 1V0H207ZM109 2V1H108ZM178 2H179V4H178ZM184 2H186V1H184ZM2 3V4H1ZM6 3V4H5ZM7 3L10 5V7L7 5ZM35 3V4H34ZM52 3V4H51ZM86 3H84L85 4V7H87V4ZM94 3V4H93ZM96 3H98V4H100V3H102V4H100V5H96ZM107 3V2H106ZM154 5H153V4ZM157 3H159V4H157ZM167 3V4H166ZM171 3H174V4H171ZM196 3H194V4H196ZM200 3V4H199ZM108 4H112V3H108ZM92 5H95V6H99L98 8L97 7H95V6H92ZM104 5V6H103ZM130 6V8H129V6ZM141 5V4H140ZM139 5V6H140ZM146 5V4H145ZM151 5H149V6H151ZM118 7V8H116V7ZM128 6V7H127ZM138 5H137V7H139ZM143 6V9L145 10V6L144 5H142ZM178 6V7H179ZM194 6V5H193ZM205 6H207V8H209V6H208V3H206L205 4ZM31 7V8H30ZM177 7V8H178ZM201 7H200V9H199V11H203L204 10V8H206V7H204V5H203V7H202V9H201ZM95 8V9H94ZM99 8H100V10H99ZM108 8V9H107ZM111 8V11L109 10ZM207 8H206V10H207ZM16 9V10H15ZM81 8L79 7V10H80ZM102 9V10H101ZM106 9H107V11H106ZM118 9V10H117ZM120 9V10H119ZM123 9L124 10H131L132 12H133V14H131L132 12L129 10V11H127L128 13H125V12H123ZM142 9V10H143ZM171 9V10H170ZM179 9V8H178ZM198 9V8H197ZM211 9V10H210ZM213 6H212V8L210 7L209 8V10L212 12V11H214L215 10V8L213 9ZM134 10H136V11H134ZM176 11H177V9H175ZM205 10V11H206ZM77 11V10H76ZM98 11H102V13L100 12H97ZM198 11V12H199ZM234 7H231V12H230V14H232L233 13V15H231V16H235V14L237 13L236 12V8H235V14H234ZM62 12V11H61ZM79 12V11H78ZM86 12V13H85ZM92 12V13H91ZM113 12H111V13H113ZM119 12V13H118ZM129 12H130V15H129ZM136 14H135V13ZM167 12H168V14H167ZM170 12V13H169ZM201 12L199 13V14H201ZM14 13V14H13ZM68 13H70V14H68ZM77 13V12H76ZM75 13V14H76ZM111 13H109L110 15H111ZM123 13H125V15L123 14ZM139 13H141V14H139ZM202 13H204V11L202 12ZM37 14H39V15H37ZM74 14V15H75ZM95 14H97V16L95 15ZM98 14H100L99 15V19H98ZM123 14V15H122ZM137 14H139V15H137ZM165 14H166V16H165ZM172 14H171V16H172ZM62 15V16H61ZM67 17H66V16ZM69 15H70V19L72 20L71 22H70V24L69 25H71L72 26V24H74L73 25V27L71 28V32L69 33L70 34V37L69 38H66V39H62L61 38V36H60V32H62V30H65V28H67L68 27V24L66 25L65 23H64V21H65V19L66 20H69ZM78 15V14H77ZM76 15V16H77ZM84 15H86V16H84ZM127 15H129V16H127ZM145 15V14H144ZM60 16V17H59ZM79 16H78V19H79ZM107 16H108V14H107ZM121 16L119 15V17H118V15H116L115 17H117L119 20V22L120 23H118V21H116V19H115V17H114V19H115V22H117V23H114V21H112V22H110V24H109V26H108V29L107 30H109V28H110V32H111V28L113 27V29H112V32L114 31V34H118V32H116V31H121V30H123V29H121V28H123L124 27V24H126L127 22H129L128 20H126V19H124V24H123V19H121ZM124 16V17H123ZM139 16H140V18H139ZM154 16V17H155ZM162 17V18H159V17ZM165 16V17H164ZM53 17H55L54 19H50V18H53ZM94 19H93V18ZM95 17H96V20H95ZM101 17V18H100ZM104 17V18H103ZM128 17V18H127ZM143 17H145V16H143ZM198 18V21H196L197 19L195 18L194 20L196 21V24L198 25V26H200L199 25V23L198 22H201V16H197ZM8 18V17H7ZM40 18H41V20H40ZM85 18V19H84ZM92 18V19H91ZM137 18V19H136ZM159 18V19H158ZM200 18V19H199ZM76 19V18H75ZM81 19H83V20H81ZM86 19H88V20H86ZM106 20H107V17L105 18ZM135 19V20H134ZM154 19V18H153ZM222 19V18H221ZM221 19H219V21H217V19H215V20H212V21H210V23H208V25H207V27L205 28V30L204 31H202L203 32V34L205 35V36H211L212 38H213V40H214V43H213V47L214 48H217V46H218V48H222L223 46H225L226 45V42L227 41H229V33L230 34H232L231 33V31H229V30H232L235 26H233V24L231 23V24H229V26H227L226 27V25L225 24H227V23H224V22H226V21H224L223 23H222V21H221ZM7 20V19H6ZM50 20H53L54 21V23H53V21H50ZM77 20V19H76ZM126 20V21H125ZM194 20H193V23H194ZM40 21V22H39ZM78 21V20H77ZM82 21V22H81ZM87 21V22H86ZM95 21V22H94ZM105 21V20H104ZM122 21V22H121ZM144 23H143V22ZM213 21H214V24H213ZM55 22H56V24H55ZM92 22V23H91ZM103 22V21H102ZM126 22V23H125ZM136 24H135V23ZM138 22H141V23H138ZM156 22H159V23H157L156 25H155V23ZM162 22V23H161ZM217 22H220V23H217ZM50 23V24H49ZM89 23V24H88ZM211 23H212V25H211ZM215 23H217V24H215ZM3 24V25H2ZM39 24V25H40ZM61 25V28H60V26L59 25ZM84 24H85V26H84ZM97 24V25H98ZM123 24V25H122ZM139 24V26H136V25H138ZM141 24H143V25H141ZM158 24H160V25H158ZM163 26H162V25ZM195 24V23H194ZM193 24V27L194 28H197L195 25ZM210 24V25H209ZM223 24H224V26H223ZM2 25V26H1ZM7 25V26H6ZM46 25H47V27H46ZM55 25V26H54ZM56 25H58V26H56ZM76 25H78V26H76ZM92 25V26H91ZM117 25H119V26H117ZM127 25V24H126ZM125 25V26H126ZM141 25V26H140ZM219 25H220V27H219ZM228 25V24H227ZM41 26V25H40ZM65 28H64V27ZM67 26V27H66ZM76 26V29H78V32H77V30L74 28ZM80 26V27H79ZM91 26V27H90ZM111 26V27H110ZM121 26V27H120ZM123 26V27H122ZM143 26H146L145 28L143 27ZM162 26V27H161ZM202 26V25H201ZM200 26V27H201ZM215 26V27H214ZM217 26V27H216ZM224 27V29H226V31H225V33H227L228 31V33L226 34V35H224L223 34V37L221 36V35H218V34H216V31L217 30H220V28L222 29L223 27ZM232 26V27H231ZM3 29H2V28ZM7 27V28H6ZM39 27V26H38ZM52 27H53V29H54V31H53V29H52ZM70 27V26H69ZM88 27V29H85V28H87ZM116 27V28H115ZM119 27V28H118ZM137 27V28H136ZM155 27H156V29H155ZM158 27V28H157ZM212 28V29H210V31L207 29V28ZM46 28V29H45ZM73 28H74V30H73ZM81 28V29H80ZM82 28H83V30H82ZM92 28V29H91ZM97 28V27H96ZM107 28V27H106ZM138 28H140V29H138ZM142 28V29H141ZM144 28V29H143ZM153 28V29H152ZM164 29V30H161V29ZM199 28V27H198ZM216 29V30H214V29ZM42 29V30H41ZM56 29V30H55ZM85 29V30H84ZM119 29V30H118ZM148 29V30H147ZM229 29V30H228ZM38 30H37V32H38ZM58 30V33L56 32ZM76 30V31H75ZM144 30V32H142ZM147 30V31H146ZM154 30V31H153ZM156 30V31H155ZM158 30V31H157ZM161 30V31H160ZM212 30V31H211ZM234 30H235V28H234ZM234 30L232 31V32H234ZM5 31V32H4ZM42 31V32H41ZM45 33H44V32ZM94 31V30H93ZM136 31V32H135ZM138 31H140V32H142V34L141 33H139ZM145 31H146V33H145ZM208 31H209V34H207L208 33ZM15 32V31H14ZM13 32V33H14ZM56 32V33H55ZM67 32H68V30H67ZM150 32V33H149ZM157 32V33H156ZM161 32V33H160ZM210 32H212V33H210ZM213 32H215V33H213ZM7 33V34H6ZM81 33V34H82ZM38 34V33H37ZM43 34H46V36L45 35H43ZM53 34V35H52ZM76 34V35H75ZM138 34V35H137ZM148 34V35H147ZM153 34V35H152ZM158 36H157V35ZM211 34H213V35H211ZM56 35V36H55ZM75 35V36H74ZM150 35H151V37H150ZM162 37H161V36ZM7 36V37H6ZM59 37V40H58V37ZM140 36H138V37H140ZM145 36H147V37H145ZM155 36H157V37H155ZM164 36V37H163ZM182 36V35H181ZM180 35H178V37H179V39H180V37H181ZM227 36H228V40L226 39L227 38ZM43 37V38H42ZM154 37V38H153ZM159 37V38H158ZM161 37V38H160ZM178 37L176 38L177 39V41H178ZM226 37V38H225ZM48 38V40H46ZM216 38V39H215ZM225 40L226 39V42L223 40V39ZM8 39V41H6ZM62 39V40H61ZM130 39V38H129ZM149 39H152V40H149ZM51 41V43H50V41ZM125 40H127V41H130V43H129V48H128V43H127V41L126 42H123V41H125ZM135 40V41H134ZM45 41V42H44ZM47 41H49V42H47ZM57 41V42H56ZM131 39L130 40H128V39H123L122 41H121V39H120V42H122L123 44V46L121 45V43L119 44V49L120 48H122V50L123 49H129L128 51H129V54L131 53L130 51H132V53L134 52L133 50V48L134 47H136L135 45H137V44H132L131 43ZM163 41V42H164ZM176 41V40H175ZM176 41V43L174 42V45L176 46L175 48H179L182 44H184V41L182 42H179V44H178V42ZM153 43V45H152V43ZM156 42V43H155ZM158 42V43H157ZM161 42V43H160ZM44 43V44H43ZM70 43H72V44H70ZM87 43H89V44H87ZM127 43V44H126ZM219 43L221 44V45H219ZM17 44L19 45V48H18V46H17ZM64 44V45H63ZM68 44V45H67ZM73 44H74V46H73ZM82 44V45H81ZM86 44H87V46H86ZM117 44V45H118ZM131 44H132V46H131ZM151 44V45H150ZM157 44H158V46H157ZM160 44V45H159ZM177 44H178V47H177ZM186 42H185V44L183 45V47L184 46H186ZM72 46V48H73V50H71L72 48L70 47V46ZM77 45H79V46H77ZM84 45V46H83ZM127 47H126V46ZM216 45V46H215ZM22 46V47H21ZM63 46H69L71 49H68V48H66L67 50H71L70 52H68L67 51V54H66V52H65V49H63ZM82 46H83V48H82ZM122 46V47H121ZM150 46V47H149ZM152 46V47H151ZM78 47V48H77ZM133 47V48H132ZM174 46H172L170 49H172ZM182 47V48H183ZM238 47V48H237ZM236 48H237V50L236 51H233L234 53H232V51H229V50H235V47H233V48H231V49H227V51H229V52H231V53H229V52H227V51H225V52H227V55H233V54H235V52H237L238 50H239V48L241 47V46H237ZM21 48V49H20ZM24 48V49H23ZM82 48V49H81ZM131 48V49H130ZM150 48V49H149ZM181 48V49H182ZM186 48H188V46H186ZM60 49V50H59ZM62 49V50H61ZM78 49V51H76ZM85 51H84V50ZM133 49V50H132ZM180 49V48H179ZM178 49V50H179ZM83 50V51H82ZM121 50V49H120ZM121 50V51H122ZM156 50V49H155ZM176 51V49L174 50V51H172V53L173 54H176V55H172L171 54V51L170 52H166V58L167 59H169V61L171 60V59H173V61L171 60V62L169 63V61L163 56V55H160L159 57H153L152 59L149 57V58H147L146 57V61H144L143 62V60L145 59V57H144V59H139L138 61H140V63L137 61V60H134L133 58H131L130 60H134L135 62H133V63H136V64H133V63H131V61L129 62L128 60H129V57H131L130 55H129V57H127L128 55V53L125 55V57L124 58H126V61H125V64L127 63V65H129V64H131V65H129V66H131V68L128 66V67H126V68H130L129 69V72H133V74H132V76H134V77H131L132 78V81L133 80H135V78H136V80H137V86H136V90L138 89V86L140 85V87H139V90H143V91H145V89L146 88H144L143 89V87L147 84L148 85V83H145V81H144V79H143V81H144V86H143V84L141 85V83L142 82H139L143 77H145V75L146 74H144V76L143 77H141L140 75L142 74L143 75V72H142V70L145 72V73H148L147 75H149L150 73V78H151V75H153V77L155 76L154 74H156L157 76L154 78L155 80L156 79H158L159 81L162 79V77H164L163 79L164 80H167V78L168 77H173L174 76V74H175V71L179 68V65H181V66H184V67H181V71H180V68L178 69L179 70V73L178 72H176V74L178 73L179 75L177 76V77H179V76H181V78L180 79H182V80H184L185 78H186V75L188 74V72H187V74H186V71H184L185 70V67H186V70H188L187 68V66H191L192 64H190L189 62H191V63H193V60H191L192 58H190V56H188V54L187 53H185V52H187V50L188 49H185V47H184V49L183 50H185V54L184 53H182L183 52V50L182 51ZM60 51H61V53H62V55H61V53H60ZM75 51V52H74ZM125 53L127 52V51H125V50H123ZM176 51V52H175ZM59 52V53H58ZM65 52V53H64ZM123 52V53H124ZM148 52H147V54H148ZM152 52V51H151ZM175 52V53H174ZM69 53V54H68ZM70 53H72V56L70 55ZM74 53H75V55H74ZM150 53V52H149ZM167 53H168V55H167ZM145 54V53H144ZM146 54V56H149V55H147ZM150 54H152V53H150ZM169 54H171V55H169ZM153 55V54H152ZM158 55V54H157ZM184 56V58H183V56ZM187 55V56H186ZM75 56V57H74ZM162 56H163V60L165 61H168L167 63L168 64H166L161 58H162ZM176 56V57H175ZM179 56L182 58V59H180L179 60ZM152 57V56H151ZM169 57V58H168ZM170 57H171V59H170ZM173 57V58H172ZM178 57V58H177ZM186 57H189L190 59H188V58H186ZM9 58V59H8ZM177 58V59H176ZM151 61H150V60ZM157 59V60H156ZM161 59V60H160ZM176 59V60H175ZM189 61H188V60ZM132 60V61H133ZM149 60V61H148ZM154 60H156L155 62H154ZM159 60V62L160 63H158L157 61ZM179 60V61H178ZM182 60H187V61H185V62H187V63H185L184 61H182ZM10 61V62H9ZM76 61V60H75ZM137 61V62H136ZM161 61H162V63L164 62L165 64H162L161 63ZM175 61V63H173ZM8 62V63H7ZM81 62V61H80ZM129 62V63H128ZM152 62V63H151ZM154 62V63H153ZM177 62H179L178 63V66H177ZM70 63V64H69ZM77 63V62H76ZM83 62H81V64H82ZM138 63V64H137ZM182 63V64H181ZM6 64H7V66H6ZM81 64L79 63L78 65H79V67L81 66ZM133 64V65H132ZM150 64H154V66H156V64H159V65H157V68L156 69H152L154 66L153 65H150ZM163 66H162V65ZM184 64V65H183ZM189 64V65H188ZM78 65H76V66H78ZM160 65H161V67H160ZM174 65H176L178 68L177 69H173L174 67H172V66H174ZM140 66V67H139ZM158 66H159V68H161L160 70H159V68H158ZM164 66H165V69H163L164 68ZM167 66V67H166ZM170 66H171V68H170ZM189 66V67H190ZM84 67H85V65H84ZM92 67V66H91ZM93 67H95V66H93ZM98 67H99V65H98ZM134 67V69H135V71L132 69ZM142 67V68H141ZM163 67V68H162ZM141 68V69H140ZM148 68V69H147ZM155 68V67H154ZM168 68V69H167ZM170 68V69H169ZM184 68V69H183ZM3 69V70H2ZM151 69V70H150ZM158 69V70H157ZM167 69V70H166ZM183 69V70H182ZM127 70V72H128V69H126ZM131 70V71H130ZM137 70V71H136ZM158 71V72H156V71ZM165 70V71H164ZM170 70H172V72H174V73H172ZM73 71V72H72ZM154 73H153V72ZM162 71V72H161ZM167 71V72H166ZM189 71V70H188ZM137 72V73H136ZM140 72H141V74H140ZM161 73V74H160ZM163 73V74H162ZM180 73H181V75H180ZM183 73V74H182ZM130 74V73H129ZM173 74V76H171ZM161 75V76H160ZM185 75V76H184ZM140 77H141V79H140ZM152 77V78H153ZM185 77V78H184ZM48 78H50L51 79V81L48 79ZM134 78V79H133ZM151 78V79H152ZM159 78H161V79H159ZM138 79H140V80H138ZM154 79H152V80H154ZM162 79V80H163ZM180 79H176L177 81H179V82H181L180 81ZM68 80V81H67ZM135 80V81H136ZM161 80V81H162ZM170 80V82H168L167 83V85L168 86H170V87H166L167 85H165V86H163V91H165L164 90V88L166 89V88H168V90H169V88L171 89L172 87H173V85H175L176 83H178L176 80H175V78H174V80L173 81H176V83H174L173 85L171 84L170 85V83H172L173 81L171 80V79H169ZM247 79H245V81H246ZM135 81H133V82H135ZM142 81V80H141ZM249 81H251V79L249 80ZM51 82V83H50ZM246 82H248V80L246 81ZM53 84V86L52 87H55L57 90L56 91H58V93L56 92V97L58 98V95H59V93H61V95H59V97L60 96H62L61 98L63 99V96L64 97H66L67 99H65L64 101L65 102H68L67 104L68 105H70V107L68 106V111L67 112H63L62 111V113L61 114H59L60 116L59 117H57L56 118V114L55 115H53L54 113H48L49 111H48V107L46 106V103L44 102L45 100H44V96H45V87H47V84ZM135 85H136V83H134ZM133 84V85H134ZM179 84V83H178ZM50 85V86H51ZM147 85L145 86V87H147ZM49 86V85H48ZM49 86V87H50ZM172 86V87H171ZM176 86L178 87V85L176 84ZM175 86V87H176ZM54 88V89H55ZM133 88V87H132ZM131 88V89H132ZM142 88V89H141ZM174 88H172V90H173ZM133 90V89H132ZM135 90V89H134ZM166 91H167V89H166ZM171 91V90H170ZM72 92V93H71ZM140 92V91H139ZM160 92V91H159ZM169 92V91H168ZM74 93V94H73ZM161 93H162V91H161ZM62 94H64V95H62ZM72 94V95H71ZM156 94H158V93H156ZM37 95V96H36ZM159 95H160V93H159ZM159 95H156V97H158ZM178 95V94H177ZM70 96V97H69ZM71 96H73L72 98H71ZM175 96L176 95H174V103H176L175 101L177 100L178 102H179V100H181L182 99V97H179V96H181V95H179V96H177L176 98H178V99H176L175 98ZM6 98V99H5ZM37 98V99H36ZM61 98H58V100H57V102H58V104H60V105H62V103H64L65 104V102H63L62 101V99ZM181 98V99H180ZM61 99V100H60ZM176 99V100H175ZM35 100V101H34ZM39 101V102H38ZM11 102V103H10ZM69 102H70V104H69ZM177 102V103H178ZM7 103V104H6ZM39 104V105H38ZM4 105H6V107H4ZM13 105V106H12ZM13 108H12V107ZM83 108H82V107ZM85 106V107H84ZM8 107H10V109L12 108V110H10V109H8ZM30 107V108H29ZM39 107L41 108V109H39ZM73 108V110H72V108ZM88 108V107H87ZM82 109V110H81ZM85 109V110H84ZM196 108H195V106H194V108H193V110H195ZM29 110V111H28ZM31 110H32V112H33V110H41V119L39 120V121H41V123H42V125L46 122V125L48 126V128H50L48 131L51 133V136H53L52 138H54L55 139V141L57 140V144L56 145H58V143H59V145L58 146H56V148H55V150L57 151H55V150H53V155H55V157H56V160L58 159V158H60L59 159V161H58V165H59V162H61L62 164H61V166L59 165L58 167L60 168H62V166H63V168H64V170L63 169H61V170H59V173H60V177H62V178H64V179H62L61 178V180H63L62 182H60V183H52V182H50L51 180H49L48 179V177H49V174L48 173H46L47 171L49 172L50 170H49V168L51 169V171L52 170H54L56 167H57V162L55 161V158L54 159H52L53 161H51V162H49V158L47 159V155H45L46 153L44 152V154H43V150L41 151V153L43 154V156H40V155H42L41 153H40V155H39V153H37L35 150H37L36 148H34V146L35 145H33L32 147L34 148V151L35 152H33V153H36L35 154V156L38 158L36 161H38V160H41L40 159V157L45 161L46 160V163H47V165H49V166H47L46 164H45V162L43 161H41V163H43V167H46V170L47 171H44V173H46V175L48 174V177L47 176H45L44 174L41 176V172L40 171H43V167L42 166H35L36 167V169L38 168L39 170L37 171L36 169V172H38V173H36L35 171H33L32 170V172H33V175L35 176V178H34V176L32 175V172L30 171L29 173H31V175L30 176H33V178L34 179H29V178H31V177H29V178H27L26 176H25V173L26 172H23V171H19V175H17V173H16V170H18V169H22V167H19L18 169H17V166H19L18 164H20V162H21V165H22V161H24L23 163L25 164V160H26V158L27 157H29V156H27V155H23V153L25 154L26 152H27V150H29V148L27 147L28 145H27V143H26V141L28 140L29 141V139L31 138L32 139V137H28V135H31V133H32V135L31 136H34L35 134L34 133H37V132H39L38 130H39V128H41V127H39V121L38 122H36L34 125H33V123L31 124V123H29L30 121H31V119H29L30 118V113H32L31 112ZM76 112H75V111ZM81 110V111H80ZM43 111H44V113H43ZM70 111V112H69ZM80 111V112H79ZM85 112V113H84ZM80 113V114H79ZM82 113V114H81ZM50 114V115H49ZM22 115V116H21ZM51 117V118H50ZM45 118V119H44ZM77 118H79L78 120H77ZM21 119V120H20ZM29 119V120H28ZM45 120V122H44V120ZM57 119V120H56ZM62 119H63V121H62ZM243 119V118H242ZM241 119V121H242V125H244V124H246L247 122L246 121H249V120H246L245 121V119L244 120H242ZM136 120V119H135ZM77 121H78V123H77ZM227 121V122H226ZM228 121L229 120H220V121H218V122H214V123H212L213 122V120H212V122L211 123H209V122H203L202 123V125H205L206 123L208 124L209 123V126H213V125H215V126H217L216 128H213V130L214 131H216L217 132V130L219 131L218 133V137H222V138H225L224 136H226V140H229V139H231V140H233L234 141V139L236 138V136H238V134L236 133V134H234L235 133V131L231 128H226V129H230L231 131H229V130H226L225 129V127L226 126H232L231 124H233L232 122L233 121H229V122H231V123H228ZM238 121V120H237ZM237 121H235L234 120V123L235 122H237ZM239 121H240V119H239ZM241 121H240V123H241ZM22 122L24 123V124H22ZM29 124H28V123ZM83 122V123H84ZM143 122V121H142ZM16 123V124H17ZM40 123V124H41ZM138 123V124H137ZM205 123V124H204ZM216 123V124H215ZM227 123V125H225ZM238 123V122H237ZM31 124V125H30ZM50 124H52V125H50ZM85 124V123H84ZM210 124H213V125H210ZM249 124H253V122L251 121H249ZM24 125V126H23ZM38 125V126H37ZM45 125V124H44ZM45 125V126H46ZM56 125V126H55ZM136 125H138V127L136 126ZM220 125H222V126H220ZM7 126H10V125H7ZM17 126V125H16ZM17 126V127H18ZM41 126V125H40ZM46 126V127H47ZM83 126V125H82ZM23 127H25V128H23ZM39 127V128H38ZM137 128V130H138V128H139V130L137 131V138H136V136H135V129ZM214 127V126H213ZM125 128V127H124ZM128 128V127H127ZM134 128V129H133ZM211 129H212V127H210ZM10 129H12L13 131H15V132H13L12 130L10 131ZM52 129V130H51ZM157 129L160 131H157ZM20 130V133H22V132H26L28 135H24L23 133V135L22 136H20L19 138L21 139V138H24L23 140L25 141V142H23V140L22 141H20L19 140V138L17 137V136H15V135H18V134H20L19 132H17V131H19ZM27 130V131H26ZM28 130H29V132H28ZM32 130V131H31ZM37 130V131H36ZM122 130V131H121ZM34 131V132H33ZM42 131V130H41ZM123 131H125L126 133H127V131H129V133H131V136H130V134L129 133H127V135H126V133L124 132L123 133ZM226 131H228V132H226ZM17 132V133H16ZM24 132V133H25ZM215 132V133H216ZM221 132H223V133H221ZM225 132V133H224ZM231 132V133H230ZM13 133V134H12ZM16 133V134H15ZM30 133V134H29ZM84 133V132H83ZM193 133V132H192ZM191 133V134H192ZM214 133V134H215ZM228 133V134H227ZM230 133V134H229ZM8 134V135H7ZM41 134V132L35 137L36 139L37 138H39L38 136ZM129 134V135H128ZM160 134V135H159ZM194 134V133H193ZM5 135H7V136H5ZM133 135H134V137H133ZM229 135V136H228ZM25 136H27L26 138H25ZM41 136V135H40ZM111 136V137H110ZM193 136V135H192ZM217 136V135H216ZM13 137H15V138H13ZM16 137H17V139H16ZM163 137V138H162ZM11 138V139H10ZM27 138H29V139H27ZM139 138V139H138ZM229 138V139H228ZM233 138V139H232ZM238 138V137H237ZM236 138V139H237ZM7 139H8V141H7ZM26 139V140H25ZM110 139V140H109ZM235 139V140H236ZM10 140V141H9ZM16 140H17V142H16ZM40 140V139H39ZM19 141V142H18ZM31 141H33V140H30V145H31ZM107 141L109 142V143H107ZM3 142V143H2ZM22 144H21V143ZM170 142V143H169ZM20 143V144H19ZM138 143H140V145H142L143 147H142V149L144 150H142L141 149V153H140V146H139V144ZM23 144H26V146H25V148H27L26 149V151H24L23 152ZM64 144L65 145H67L66 147V149H64L65 151H67V152H65L64 150H63V152H62V149L60 150V148H62L63 146H64ZM70 146H69V145ZM137 144H138V146H137ZM20 145V146H19ZM63 145V146H62ZM111 145V146H110ZM2 146V147H1ZM69 146V147H68ZM131 146H133L134 147V149H135V147L137 146V148H136V150L134 151V149H132L133 147H131ZM90 147V148H89ZM24 148V149H25ZM33 148H31L32 150H33ZM38 148V147H37ZM65 148V147H64ZM139 148V149H138ZM261 148H263V151H262V149ZM260 149H261V151L260 150H258L259 152H256V154H257V156H256V159L258 158V159H261L260 161L259 160H256V162L258 161V162H260V167H262L263 166V168H264V147H261ZM17 149H19V150H17ZM21 149H22V151H21ZM30 149V150H31ZM38 149H40V148H38ZM68 149H69V153H68ZM72 149V150H71ZM137 149H138V151H137ZM182 149V150H181ZM102 150H103V147H102ZM110 150V151H109ZM130 150H132V151H130ZM178 150H179V152H178ZM189 150V151H188ZM15 151V152H16ZM19 151V152H18ZM62 152V153H60V152ZM143 151V152H142ZM29 152H31V151H29ZM38 152H40L39 150H38ZM61 154L60 156L58 155L59 153ZM65 152V153H64ZM135 152H137V153H135ZM176 152V153H175ZM58 153V154H57ZM71 153V154H70ZM73 153L75 154V155H73ZM101 153H102V151H101ZM133 153V154H132ZM140 153V155H138ZM145 153H146V155H145ZM29 154H31V153H29ZM28 154V155H29ZM128 154V155H127ZM134 154L136 155V156H134ZM143 154V155H142ZM32 156H34L33 154H31ZM30 155V157H32ZM39 155V156H38ZM45 155V156H44ZM70 155V156H69ZM72 155V156H71ZM2 156V157H1ZM16 156V157H15ZM61 156H62V158H61ZM67 158H65V157ZM140 156V157H139ZM154 156V157H153ZM192 156V157H191ZM196 156V157H195ZM260 156H262L261 158H260ZM3 157H5V162H4V158ZM10 157V156H9ZM26 157V158H25ZM44 157H46L45 159H44ZM54 157V156H53ZM74 157V158H73ZM125 159H124V158ZM126 157H128V158H126ZM132 157V158H131ZM135 157H139L138 159H136ZM156 157V158H155ZM157 157L158 158H160V159H158L157 160ZM19 158H21V159H19ZM22 158H24V160L22 159ZM34 158V157H33ZM32 158V161L33 160H35V158L33 159ZM71 158V159H70ZM124 159V162H122V159ZM134 158V159H133ZM153 158V159H152ZM197 158V159H196ZM200 158V159H199ZM19 159V160H18ZM88 159V160H87ZM136 159V160H135ZM263 159V160H262ZM6 160H9V161H6ZM51 160V159H50ZM62 160V161H61ZM77 160V161H76ZM112 160V161H113ZM154 160H156V161H154ZM161 161V163L160 162H158V161ZM11 161H14V162H11ZM70 161H72V162H70ZM88 161H90L89 163H87V164H85L86 162H88ZM128 161V162H129ZM8 162V163H7ZM53 162H55V164H53ZM67 162V163H66ZM77 163V164H75V163ZM82 162V163H81ZM114 162V161H113ZM121 162V163H120ZM144 162V163H143ZM223 162H226L225 160L223 161ZM263 164H262V163ZM5 163V164H4ZM11 163H12V165H13V167H11L12 165H11ZM14 163V164H13ZM35 163V162H34ZM40 162H38V165H40L39 164ZM50 163V164H49ZM67 165H69L70 167H66V164ZM139 163V164H138ZM144 165H142V164ZM156 163V164H155ZM23 164V165H24ZM53 165V167H52V165ZM71 164H74V165H71ZM95 164V165H94ZM154 164L157 166H154ZM158 164V165H157ZM161 164H163V167L161 166V168L162 169H164L163 171H162V169L159 167ZM215 164V165H214ZM227 164V163H226ZM229 164V163H228ZM42 165V164H41ZM55 165H56V167H55ZM78 165V166H77ZM84 165H87V168H85L84 167ZM259 166V164H256V166ZM26 166V165H25ZM25 166H23L27 171L28 170H31V168H29V169H27ZM72 166V167H71ZM82 166V167H81ZM142 166H143V168H142ZM165 166V167H164ZM52 167V168H51ZM55 167V168H54ZM91 167H93V168H91ZM100 167V168H99ZM153 167V168H152ZM14 170V171H12V169ZM43 168V169H42ZM76 168V169H75ZM80 168H82V169H80ZM124 167H122V169H123ZM158 168H160V170H158ZM165 168H167V169H165ZM69 170V171H67V170ZM121 169V168H120ZM140 169V170H139ZM153 169V170H152ZM212 169H214V170H212ZM216 169V170H215ZM45 170V169H44ZM63 170V171H62ZM65 170H66V172H65ZM75 170V171H74ZM87 170L89 171V170H91V171H89V172H87ZM139 170V171H138ZM142 170V171H141ZM166 170V171H165ZM93 171V172H92ZM159 171H161L162 172V174L163 173H165L164 175H166V172H167V175H166V177L168 176V178H167V180H168V182H167V180H166V182L168 183V185L165 183V185L162 187L161 185H160V182H158V178H156L157 177V173L159 172ZM208 171H209V174H211V176H212V174H213V177H215V179L218 181V179L217 178H219L220 177V184L222 183L221 181H223V182H226V183H224V184H226V185H224L223 183V185H224V188L226 189H228V190H226V191H223L224 190V188H222L221 186H222V184H221V186L220 185H218L221 189H223L222 190V193H220L219 192V194H221V196H220V198L221 199H218L217 201H219L218 203H216L217 201L216 200H214V199H212V196H210L209 195V190H211V188H212V186H210L209 184H207V182L206 183H204V176L206 175V173L208 174ZM215 171H217V172H219V173H217V172H215ZM12 173V174H8V173ZM35 172V173H34ZM39 172H40V174H39ZM212 172V173H211ZM15 173V174H14ZM20 173H23L22 175L20 174ZM50 173V172H49ZM87 173H90V175L89 174H87ZM215 173V174H214ZM223 173H224V171H223ZM92 174H94V175H92ZM126 174V173H125ZM127 174V175H128ZM217 174H218V177H217ZM235 173L234 172H232V174L231 175H234ZM27 175V174H26ZM38 175H40V176H38ZM11 182H9L8 180H6V178ZM16 176H17V179H16ZM19 176H20V178H19ZM24 176V177H23ZM28 176H29V174H28ZM36 176H38V177H36ZM43 176H45V178H43V180H40ZM72 176V177H71ZM74 176V177H73ZM88 177L89 178V176H90V180L92 179V181H89V182H93V183H91L89 186H87V190L88 191H86V189L85 188H83L82 187V183L80 182V177ZM93 178H92V177ZM156 176V177H155ZM209 176V175H208ZM4 177V178H3ZM23 177V178H22ZM26 177V178H25ZM165 177V176H164ZM24 179V180H22V179ZM36 178H38L39 179V181H43L42 183H40V185H39V183H36L37 182V180H36V182L34 181ZM50 178V177H49ZM72 178H73V180H72ZM110 178V179H109ZM128 178V179H127ZM172 178V180H170ZM181 178V179H180ZM205 178H206V176H205ZM224 178H226V180H224ZM229 178V179H228ZM6 180V181H4V180ZM45 179H48V181H46ZM71 179V180H70ZM78 179V180H77ZM94 179V180H93ZM135 179H134V181H135ZM177 179V180H176ZM223 179V180H222ZM3 180V181H2ZM67 180V181H66ZM69 180V181H68ZM97 180V181H96ZM127 180H129V182H127ZM229 182H228V181ZM14 181V182H13ZM17 181V182H16ZM30 181V182H29ZM33 181V182H32ZM38 181V182H39ZM75 182V183H73L72 184V182ZM94 181H95V183H94ZM100 181V182H99ZM131 181V182H130ZM165 181V180H164ZM46 182V183H45ZM124 182V183H123ZM127 182V183H126ZM133 182V183H132ZM155 182V183H154ZM179 182V183H178ZM183 182V183H182ZM219 182V181H218ZM218 182H215L216 184H218ZM4 183V184H3ZM13 183V184H12ZM16 183L18 184V186L19 187H21L24 191H22V193L23 194H21V196H20V194H18L19 193V191H20V189L21 188H19V191H18V187H17V190H16ZM21 183V184H20ZM34 183V184H33ZM44 183H45V185H44ZM48 183V184H47ZM68 183V184H67ZM81 183V184H80ZM98 185H97V184ZM132 183V184H131ZM138 183H140V184H138ZM229 183V184H228ZM6 184V186L4 187V185ZM9 184H12L13 186L12 187H14V190L12 189V187H11V185H9ZM15 184V185H14ZM21 186H20V185ZM24 184V185H23ZM26 184V185H25ZM33 184V185H32ZM89 184V183H88ZM96 184V185H95ZM157 184V185H156ZM161 184H162V182H161ZM174 184V185H173ZM184 184V185H183ZM207 184V185H206ZM230 184H231V186H230ZM3 185V186H2ZM31 185V186H30ZM84 185V184H83ZM95 185V186H94ZM137 185H138V187H137ZM160 185V186H159ZM169 185H171V186H169ZM172 185H173V187H172ZM183 185V186H182ZM7 186H9V188L7 187ZM37 186V187H36ZM73 186V187H72ZM75 186V187H74ZM93 186V187H92ZM167 186V187H166ZM169 186V187H168ZM178 187V188H176V187ZM208 186V187H207ZM217 186V187H218ZM23 187H26L27 189H25V188H23ZM30 187H31V189H30ZM33 187V188H32ZM35 187V188H34ZM70 187V188H69ZM81 187V188H80ZM91 187V188H90ZM204 187H206V188H204ZM210 187V188H209ZM218 187V188H219ZM8 188V189H7ZM63 188V189H62ZM83 188V189H82ZM163 188V189H162ZM165 188V189H164ZM169 188H170V190H169ZM176 188V189H175ZM219 188V189H220ZM30 190V192H29V190ZM94 189H96V190H94ZM99 189V190H98ZM120 189H121V191H120ZM184 189V190H183ZM208 189V190H207ZM73 190V191H72ZM82 190V191H81ZM84 190V191H83ZM115 190L117 191V190H119L120 192L118 193L119 194V196H121V194H122V196L120 197V198H117L118 196H114V195H118L117 194V192H115ZM185 190H186V192H185ZM68 191V192H67ZM83 192V193H81V192ZM97 191H102V192H100L101 194L103 193L104 194V198L102 197V199H96V194H95V192H97ZM113 192V193H111V195H110V192ZM219 191H221V190H219ZM3 192V193H2ZM76 194H75V193ZM84 192H86L85 193V197L86 198H81V201L80 200H78V201H75V200H77L78 199V197H77V195L78 194H83L84 195ZM87 192L88 193H90L89 195L87 194ZM106 192H108L107 193V195H106ZM114 192L116 193V194H114ZM123 192V193H122ZM34 193H35V195H37V196H35L34 195ZM154 193V194H153ZM170 193V192H169ZM3 194H5V195H3ZM15 194V195H14ZM25 194H26V196H27V198H26V196H25ZM41 194L43 195H45L46 197H42L41 196ZM57 194V195H56ZM62 194H64V196L62 197V196H60V195H62ZM67 194V195H66ZM86 194H87V196H86ZM94 194V195H93ZM207 194V195H206ZM14 195V196H13ZM60 197H59V196ZM76 195V196H75ZM127 195V196H126ZM151 195V196H150ZM11 196H13L12 198H11ZM17 196V197H16ZM30 196H32V199H31V202H35V203H31V205L32 206H34V208L33 207H31V205L28 207L29 209L28 210H30V211H28L26 214H24V212L23 211H21L20 209H23V201L25 202V200L24 199H26V200H28V198H30ZM40 196V197H39ZM49 196V197H48ZM50 196H51V198H50ZM56 196H58V198L56 197ZM66 196V197H65ZM124 196V197H123ZM188 196V197H187ZM5 199H4V198ZM20 197V198H19ZM43 198V199H40V201L38 200L39 198ZM2 198V199H1ZM7 198V199H6ZM9 198V199H8ZM15 199L14 200V202H13V200H11V199ZM33 198L34 199H36V200H33ZM49 198V199H48ZM62 198H64V200L62 199ZM123 198V199H122ZM61 201H60V200ZM115 199H117V200H115ZM125 199V200H124ZM195 199V200H194ZM18 200V201H17ZM22 202H21V201ZM33 200V201H32ZM63 200V201H62ZM66 200V201H65ZM188 200V201H187ZM192 200H193V202H192ZM214 200V201H213ZM11 201H12V203L14 204H12L11 203ZM19 201L21 202V208L19 207V205H20V203H19ZM117 201V202H116ZM124 201V203H122ZM156 203H155V202ZM190 201V202H189ZM17 202H18V204H17ZM40 202V203H39ZM9 203H10V205H9ZM37 203H38V205H37ZM121 203V204H120ZM220 203L222 204V205H220ZM15 204H17V206L15 205ZM202 204V206H199V205H201ZM7 205V206H6ZM118 205V206H117ZM120 205V206H119ZM122 205V206H121ZM130 207H129V206ZM196 205V206H195ZM155 206H157V207H155ZM206 206V207H205ZM217 208H216V207ZM6 208V210H5V208ZM15 207H17V208H15ZM18 207L20 208V209H18ZM78 207V208H77ZM159 207V208H158ZM215 207V208H214ZM220 207V208H219ZM12 208H14L15 209V211L13 212V210L14 209H12ZM123 208V209H122ZM11 210V212L9 211V210ZM16 209H18V211H17V213H16ZM103 209V211H101V210ZM120 209V210H119ZM122 209V210H121ZM124 209H125V211H126V209H127V211H128V213H126L125 211H124ZM130 209V210H129ZM141 209V211H139ZM157 211H156V210ZM201 209V210H200ZM205 209V210H204ZM208 209H210V210H208ZM2 210H5L3 213H2ZM22 212H20V211ZM34 210V211H33ZM77 210V211H76ZM99 210L101 211V214L100 213H98L99 212ZM133 210V211H132ZM160 210V211H159ZM213 210V211H212ZM68 211H69V214H68ZM105 211V212H104ZM129 211L130 212H132V213H129ZM208 211L209 212H211V213H208ZM214 211V212H215ZM222 211V212H223ZM7 212V213H6ZM18 212H20V214L18 213ZM65 212V213H64ZM77 212H80V213H77ZM103 212V213H102ZM143 212V213H142ZM12 213V214H11ZM33 213H35L34 215H33ZM121 213V214H120ZM156 213V214H155ZM166 213H169V215L168 214H166ZM206 213H208V214H206ZM5 214H7L6 216H5ZM9 214H11V215H9ZM21 214H24V215H22L23 217H20V215ZM28 214V215H27ZM30 214V215H29ZM62 214H63V216H62ZM97 214H98V216H97ZM120 214V215H119ZM159 214V215H158ZM226 214V213H225ZM67 215H69V216H67ZM79 215H80V218H79ZM134 215V214H133ZM161 215V216H160ZM164 215V216H163ZM169 216V217H166V216ZM9 216H11V217H9ZM25 216H26V218H25ZM31 216H32V219H31ZM67 216V217H66ZM150 216H152V217H150ZM212 216V215H211ZM210 216V217H211ZM63 217V218H62ZM69 217V218H68ZM162 219V217H163V219L162 220H165V222H163L160 218ZM164 217H165V219H164ZM6 218V219H5ZM13 220H12V219ZM22 218H23V220L24 219H28L27 221H23L22 220ZM125 218V217H124ZM31 219V220H30ZM64 219V220H63ZM67 219V220H66ZM74 219V220H73ZM77 219H79V220H77ZM98 219V220H97ZM149 219H151V220H149ZM1 220V219H0ZM5 220V221H4ZM8 220V221H7ZM15 221V222H14ZM74 222V224H73V222ZM5 222V224H3ZM14 222V223H13ZM54 222L56 223V228H58L57 230H58V232L60 231V232H62V230H63V234H64V229H66V227L64 226V225H70V224H72L71 226H72V228H73V232L72 233H74V236L72 235V238H74L73 240H71L70 238V235L72 234V233H70V235H69V230H66V231H68L67 233H65V234H68V235H66L67 237L66 238H63L64 239V241H62L63 239L61 238V240H60V238H58V236H54V232H53V230L55 229L56 230V228H54ZM58 222L59 223H62L60 226L58 225ZM72 222V223H71ZM161 222V223H160ZM7 223H9L8 225H7ZM27 223V224H26ZM52 223H53V225H52ZM67 223V224H66ZM224 223V222H223ZM10 224L12 225V227L10 226ZM159 224H160V226H159ZM164 225V227H162L163 225ZM222 224V223H221ZM221 224H219V225H221ZM5 225V226H4ZM7 225V226H6ZM61 227L62 226V228H64V229H60L59 227ZM101 225V226H100ZM225 225V226H224ZM224 227H223V229L222 228H220V230L221 231H227L228 229V226L224 223ZM0 226V227H1ZM11 228H10V227ZM52 226H53V228H52ZM152 226V227H151ZM154 226V227H153ZM226 226H227V228H226ZM4 227H5V229H4ZM15 227V228H14ZM26 227V228H25ZM69 227V226H68ZM67 227V228H68ZM222 227V226H221ZM7 228H8V230H7ZM14 228V229H13ZM153 228H154V230H153ZM53 229V230H52ZM69 229H70V227H69ZM120 229V228H119ZM162 229V230H161ZM11 230V231H10ZM49 230H51V233L49 232ZM2 231V232H1ZM4 231V232H3ZM65 231V232H66ZM150 231V230H149ZM154 231V232H153ZM160 231V234L158 233ZM53 232V233H52ZM57 232V233H58ZM60 232H59V234H60ZM119 232V231H118ZM163 232H164V235H163ZM50 233V234H49ZM110 233V232H109ZM153 233V234H152ZM64 234V235H65ZM106 234V235H105ZM112 234V233H111ZM217 234H219V231H217V233H216V235ZM222 234V233H221ZM221 234H219L218 236H220ZM64 235H62V233H61V236H63L64 237ZM159 235V236H158ZM61 236H59V237H61ZM107 236V237H106ZM155 236H157V237H155ZM152 237V238H151ZM159 237V238H158ZM108 239L107 241H109V246L108 245H104L103 244V239ZM1 239H3V240H1ZM66 239V240H65ZM67 239L68 240H71V241H67ZM114 239V238H113ZM153 239V240H152ZM156 240V241H155ZM108 243V242H107ZM43 248H45V249H43ZM46 248H47V250H46ZM8 249V250H7ZM42 250H46V253H44V251H43V253L41 252ZM6 252H7V254H6ZM48 252V253H47ZM4 253V254H3ZM9 253V254H8ZM80 253H82L83 254V256H82V254H80ZM48 255V256H45V255ZM76 254L77 255H81V256H79L78 257V259H80L81 257H83V259L81 258L80 259V261L81 260H83L84 262H81V263H79L78 261H76L75 263H73V261H74V259H73V257H74V255H75V257H76ZM5 255V256H4ZM45 256V257H44ZM2 258V259H3ZM8 258H10V259H8ZM14 258V259H13ZM47 259V261L48 260H50V261H46V259ZM1 259V261H3ZM13 259V260H12ZM25 260V261H24ZM76 260V259H75ZM12 261V262H11ZM19 261L21 262V263H19ZM8 262V263H7ZM47 262V263H46ZM0 264H1V262H0Z\"/></svg>",
  "mask_w": 264,
  "mask_h": 264
}]
</instances>
